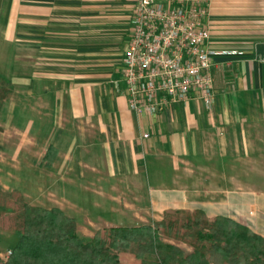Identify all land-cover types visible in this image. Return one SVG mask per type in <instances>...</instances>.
<instances>
[{"label":"crops","instance_id":"obj_1","mask_svg":"<svg viewBox=\"0 0 264 264\" xmlns=\"http://www.w3.org/2000/svg\"><path fill=\"white\" fill-rule=\"evenodd\" d=\"M134 8V0H0V112L18 94L27 125L62 126L56 150H41L40 165L47 167L35 162L50 182L41 197L58 198L57 207L79 223L82 212L90 232L79 229L89 238L180 210L248 225L262 194L251 191L250 176L237 178L253 172V159L250 136L235 132L264 123V0L212 1V45L244 54L216 56L212 111L191 99L157 116L130 108L122 79L120 42L127 48ZM221 69L237 72H225L223 89ZM256 76L263 77L259 86Z\"/></svg>","mask_w":264,"mask_h":264},{"label":"trees","instance_id":"obj_2","mask_svg":"<svg viewBox=\"0 0 264 264\" xmlns=\"http://www.w3.org/2000/svg\"><path fill=\"white\" fill-rule=\"evenodd\" d=\"M0 197V230L12 214L15 225L5 230L20 237L2 264H123V252H134L142 264H264V236L229 217L209 221L201 210H180L153 224L103 228L87 239L60 207L31 204L1 184ZM182 227L192 231L184 237L194 247L191 253L165 240Z\"/></svg>","mask_w":264,"mask_h":264},{"label":"built area","instance_id":"obj_3","mask_svg":"<svg viewBox=\"0 0 264 264\" xmlns=\"http://www.w3.org/2000/svg\"><path fill=\"white\" fill-rule=\"evenodd\" d=\"M134 1L122 68L130 108L157 116L175 103L197 99L212 111L217 104L216 56L244 54L212 45L213 0Z\"/></svg>","mask_w":264,"mask_h":264},{"label":"rangeland","instance_id":"obj_4","mask_svg":"<svg viewBox=\"0 0 264 264\" xmlns=\"http://www.w3.org/2000/svg\"><path fill=\"white\" fill-rule=\"evenodd\" d=\"M126 35L128 36L129 34ZM130 38L128 40V43L130 41ZM120 44L121 48L126 49L127 44L125 45L124 41H121ZM229 70L231 71L232 69H221L219 71L220 89L227 87V82L225 81L228 75L225 72ZM231 72L237 74V72ZM235 74H233L232 76H234ZM259 80L260 84H262L261 80H263V77L259 78V76H256V82L258 86ZM250 97L252 100H256V97L258 99L259 95L253 92L250 94ZM30 112L34 111L31 110ZM27 120L28 118L24 117V115L22 114V110L20 109L18 94L14 97L10 104H8V107H6V109L0 112V184L5 190L9 192L14 190H18L21 193L29 192L30 196L28 198L27 196L25 197L27 201L31 204L39 206L43 205V207L46 208L57 207V204L59 203L57 201L59 200L58 198H54L50 193L48 196V192L46 193V197H41V195L43 194L39 193V191L41 189L46 190L47 187H49L50 182H46L41 176H39V173H37L36 169L34 168L40 165V161L43 158L41 153L42 149H50L52 147L56 148L55 145L58 142L56 140H53V138L59 134V130L62 128V126L54 125L53 123L49 125L46 123H42L41 125H27ZM243 132H245L248 137L250 136L251 139V141H248L247 143L250 144V148L252 150L251 153L253 159V172L251 174H245L241 172L237 173L236 175L237 178L240 180H243L244 176H250L249 179L251 180L252 184L251 191L258 194H262V196L259 198L257 206L255 207V217L247 218L245 220V223L252 226L254 229L264 233V123L242 126V129L239 131L236 130L235 133L241 134ZM60 143L62 147L67 146L66 142ZM243 148V141H237L236 149L243 152ZM35 162L37 166L35 165ZM42 165H40L39 167L44 169L47 167L46 165ZM242 190L243 189H236V191ZM76 191H78L77 195H79L80 193L82 194L83 192H80L79 189H76ZM36 195L42 200H39ZM12 202L13 204H11L12 206H14V201ZM90 215L93 218L98 216L97 211L95 209L90 213ZM12 216L13 215L11 214V217H7L6 222L3 226L4 228L0 230V264L10 258L12 254H10L9 251H12V249L17 246L20 239L18 235L11 234L10 232L5 230L7 229V226L15 225V220ZM78 218L81 219L80 223L77 221L78 234L87 239H91L89 237L84 236V233L81 231V228L79 229V226H84L83 229L90 228V224L88 225V222L84 220V215L82 212L79 213ZM119 223L124 225L132 224L131 222L126 221H119ZM103 225L106 224L102 222L100 224L93 225L92 231L93 229L96 230L97 228ZM86 232L89 233V229H86ZM187 232L190 233L192 231L189 229L185 230V228L182 227L180 233L173 234V237H169L168 239L165 238V240L167 242L175 243L178 246H182L183 244L185 248L192 247L194 251V247L184 238L187 237ZM189 239L190 237H188V240ZM121 260L123 264H142L141 260L137 258L134 252L121 253Z\"/></svg>","mask_w":264,"mask_h":264}]
</instances>
